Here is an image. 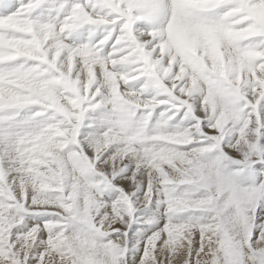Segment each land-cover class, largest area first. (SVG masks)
Returning a JSON list of instances; mask_svg holds the SVG:
<instances>
[{
	"label": "snow or ice",
	"instance_id": "6c2138e0",
	"mask_svg": "<svg viewBox=\"0 0 264 264\" xmlns=\"http://www.w3.org/2000/svg\"><path fill=\"white\" fill-rule=\"evenodd\" d=\"M0 264H264V0H0Z\"/></svg>",
	"mask_w": 264,
	"mask_h": 264
}]
</instances>
